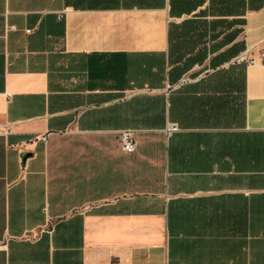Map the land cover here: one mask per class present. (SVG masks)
Wrapping results in <instances>:
<instances>
[{
    "label": "crops",
    "instance_id": "1",
    "mask_svg": "<svg viewBox=\"0 0 264 264\" xmlns=\"http://www.w3.org/2000/svg\"><path fill=\"white\" fill-rule=\"evenodd\" d=\"M263 49L264 0H0V264H264Z\"/></svg>",
    "mask_w": 264,
    "mask_h": 264
},
{
    "label": "built area",
    "instance_id": "2",
    "mask_svg": "<svg viewBox=\"0 0 264 264\" xmlns=\"http://www.w3.org/2000/svg\"><path fill=\"white\" fill-rule=\"evenodd\" d=\"M239 60L245 61L247 65L252 64H262L264 65V49L260 52V58H248L245 53H242L238 56ZM119 144L120 149L125 152L129 153L134 149L135 140L133 138V133L130 130H123L119 133Z\"/></svg>",
    "mask_w": 264,
    "mask_h": 264
},
{
    "label": "water",
    "instance_id": "3",
    "mask_svg": "<svg viewBox=\"0 0 264 264\" xmlns=\"http://www.w3.org/2000/svg\"><path fill=\"white\" fill-rule=\"evenodd\" d=\"M29 155H30V153H27V152L24 153L23 156H22V159H24L25 157H27V156H29Z\"/></svg>",
    "mask_w": 264,
    "mask_h": 264
}]
</instances>
